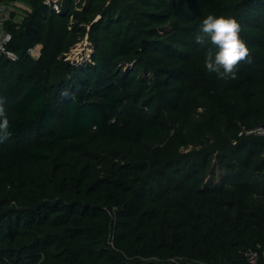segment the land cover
<instances>
[{"label": "trees", "instance_id": "16d2710c", "mask_svg": "<svg viewBox=\"0 0 264 264\" xmlns=\"http://www.w3.org/2000/svg\"><path fill=\"white\" fill-rule=\"evenodd\" d=\"M29 1L0 55V264H264V136L247 133L264 0ZM208 14L240 24L233 80L204 70Z\"/></svg>", "mask_w": 264, "mask_h": 264}, {"label": "clouds", "instance_id": "9594fccd", "mask_svg": "<svg viewBox=\"0 0 264 264\" xmlns=\"http://www.w3.org/2000/svg\"><path fill=\"white\" fill-rule=\"evenodd\" d=\"M195 43L204 49V70L225 81L236 78L235 66L249 55L240 36V24L233 16L208 14L201 22ZM10 135L9 120L0 104V140Z\"/></svg>", "mask_w": 264, "mask_h": 264}, {"label": "built area", "instance_id": "2783aa9c", "mask_svg": "<svg viewBox=\"0 0 264 264\" xmlns=\"http://www.w3.org/2000/svg\"><path fill=\"white\" fill-rule=\"evenodd\" d=\"M56 1V0H53ZM13 5L8 1H0V55L5 54L7 57L14 59L15 54L7 49V45L11 40V34L5 29V22L10 19ZM57 10V5L53 6ZM28 52L33 56H37L39 48L32 46L28 48ZM247 133H254L257 135L264 136V125L249 130ZM247 260L250 264H255L257 260V253L254 250L246 252Z\"/></svg>", "mask_w": 264, "mask_h": 264}, {"label": "rangeland", "instance_id": "374dc122", "mask_svg": "<svg viewBox=\"0 0 264 264\" xmlns=\"http://www.w3.org/2000/svg\"><path fill=\"white\" fill-rule=\"evenodd\" d=\"M12 5L13 10L11 11V15H13L14 20L20 21L22 19L23 14L29 10L30 1L15 0ZM90 50L91 48L88 45L87 37H84L80 42H78L71 48L68 57L73 62L81 63L84 60L88 59Z\"/></svg>", "mask_w": 264, "mask_h": 264}, {"label": "crops", "instance_id": "0c3cea01", "mask_svg": "<svg viewBox=\"0 0 264 264\" xmlns=\"http://www.w3.org/2000/svg\"><path fill=\"white\" fill-rule=\"evenodd\" d=\"M8 2L13 3L14 1H11V0H10V1H8ZM16 21H17V20H16Z\"/></svg>", "mask_w": 264, "mask_h": 264}]
</instances>
